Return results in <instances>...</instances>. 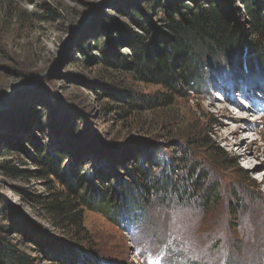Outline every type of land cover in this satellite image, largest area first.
I'll return each instance as SVG.
<instances>
[{"label": "rangeland", "instance_id": "374dc122", "mask_svg": "<svg viewBox=\"0 0 264 264\" xmlns=\"http://www.w3.org/2000/svg\"><path fill=\"white\" fill-rule=\"evenodd\" d=\"M195 1L0 0V247L15 250L3 264H58L57 253L87 257L84 264H264V93L243 78L247 47L240 61L221 57L207 69L205 87L176 96L103 64L93 46L104 30L112 34L106 39L133 31L143 15L159 25L160 10ZM243 1L208 0L235 16L249 41ZM165 95L170 104L146 106ZM31 141L58 151L61 169L82 156L107 170L140 150L170 163L181 179L188 162L207 187L215 183L220 200L204 209L192 190L156 194L134 223L84 210L89 243L74 242L43 208L61 187L53 174L40 176Z\"/></svg>", "mask_w": 264, "mask_h": 264}, {"label": "trees", "instance_id": "16d2710c", "mask_svg": "<svg viewBox=\"0 0 264 264\" xmlns=\"http://www.w3.org/2000/svg\"><path fill=\"white\" fill-rule=\"evenodd\" d=\"M260 3L261 0L243 1L246 33L253 38L249 41L244 39L235 16L220 10L208 0H198L192 7L183 5L181 9L160 10L163 19L159 25L148 21V16L144 15L142 21L136 15L139 10H134L131 13L133 18L139 19L133 31L117 29V36L106 39L112 34L104 30L102 36L92 37L95 41L93 46L100 53L99 60L103 64L123 70L138 82L158 85L176 96L205 87L208 83L207 69L212 70L221 57L225 61H240L238 57L247 47L250 75L243 77L242 72H237L236 76L248 78L249 85L260 95L264 93V81L258 75L259 71L264 75V11L260 9ZM157 34L160 36L156 37ZM125 47L129 53H120L119 48ZM80 48L85 51L88 43L83 42ZM252 63L254 66L258 64L259 71ZM170 103V95L155 96L153 101H146V106L152 108ZM30 143L35 151V162L42 166L40 176L53 174L61 187L42 199L43 208L54 226L70 235L74 242L89 243L83 226L84 210L99 212L115 224L118 219L134 223L157 197L156 194L192 190L200 193L203 199L200 204L204 209L220 200L215 183L207 187L202 175L197 174L188 162L186 166L190 174L181 179L172 177L170 163L156 160L154 153L145 154L140 150L129 160L116 159L107 170L102 169L100 164L89 166L82 156L74 159L72 167L61 169L58 166L59 152L53 150L50 144L38 146L35 142ZM83 165L88 166L84 169ZM157 167L160 172L155 174L153 169ZM1 168L16 173L13 167L6 164ZM14 254L13 248L6 250L0 247V264H3L1 258L8 261L6 257ZM55 257L58 264H84L88 261L87 257H83L82 261L79 257L69 258L60 253Z\"/></svg>", "mask_w": 264, "mask_h": 264}, {"label": "bare ground", "instance_id": "6f19581e", "mask_svg": "<svg viewBox=\"0 0 264 264\" xmlns=\"http://www.w3.org/2000/svg\"><path fill=\"white\" fill-rule=\"evenodd\" d=\"M242 101H244L245 103H246V101L245 100H243V99H241ZM249 104V103H248ZM250 105V104H249ZM220 111H222V110H220ZM240 117H241V119L242 118H245L244 117V115H239ZM229 120H231L232 119V117H229L228 118ZM255 119H257V118H255ZM254 120V119H253ZM255 122V121H254ZM226 123H228V122H226ZM221 124H224L223 122H221ZM254 125V124H253ZM241 127H245V128H247V127H249V126H246V125H244V126H241ZM239 128H240V126H235V127H232V128H230L229 129V134L230 135H234V136H236V134L238 133V131H239Z\"/></svg>", "mask_w": 264, "mask_h": 264}]
</instances>
